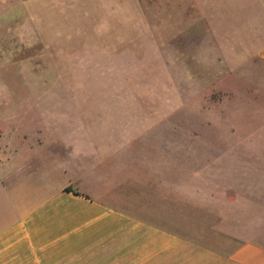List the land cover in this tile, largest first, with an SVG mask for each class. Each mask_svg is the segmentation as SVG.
Here are the masks:
<instances>
[{
    "label": "rangeland",
    "instance_id": "374dc122",
    "mask_svg": "<svg viewBox=\"0 0 264 264\" xmlns=\"http://www.w3.org/2000/svg\"><path fill=\"white\" fill-rule=\"evenodd\" d=\"M241 8L0 0L1 132L106 128L99 117L107 128L160 131L177 185L130 187L145 188L147 206L171 197L161 202L171 216L150 220L222 251L264 246L263 42L239 41Z\"/></svg>",
    "mask_w": 264,
    "mask_h": 264
},
{
    "label": "crops",
    "instance_id": "0c3cea01",
    "mask_svg": "<svg viewBox=\"0 0 264 264\" xmlns=\"http://www.w3.org/2000/svg\"><path fill=\"white\" fill-rule=\"evenodd\" d=\"M233 1L239 41L263 42L264 60V0ZM99 118L106 128L32 139L0 130V264H264L259 243L222 251L150 220L171 216L161 205L171 197L147 206L145 188L130 187L176 186L177 164L154 140L160 131L107 128Z\"/></svg>",
    "mask_w": 264,
    "mask_h": 264
},
{
    "label": "trees",
    "instance_id": "16d2710c",
    "mask_svg": "<svg viewBox=\"0 0 264 264\" xmlns=\"http://www.w3.org/2000/svg\"><path fill=\"white\" fill-rule=\"evenodd\" d=\"M66 189H67V190H70V188H69V187H67Z\"/></svg>",
    "mask_w": 264,
    "mask_h": 264
}]
</instances>
